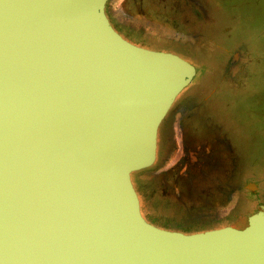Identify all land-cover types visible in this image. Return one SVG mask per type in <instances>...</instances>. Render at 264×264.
I'll use <instances>...</instances> for the list:
<instances>
[{
  "label": "water",
  "instance_id": "1",
  "mask_svg": "<svg viewBox=\"0 0 264 264\" xmlns=\"http://www.w3.org/2000/svg\"><path fill=\"white\" fill-rule=\"evenodd\" d=\"M109 1L0 0V264H264V210L195 233L144 217L133 174L198 72L125 39Z\"/></svg>",
  "mask_w": 264,
  "mask_h": 264
},
{
  "label": "rangeland",
  "instance_id": "2",
  "mask_svg": "<svg viewBox=\"0 0 264 264\" xmlns=\"http://www.w3.org/2000/svg\"><path fill=\"white\" fill-rule=\"evenodd\" d=\"M107 13L131 43L197 67L174 105H203L210 129L198 139L184 122L176 156L162 124L156 164L133 174L144 217L186 233L246 225L264 210V0H110Z\"/></svg>",
  "mask_w": 264,
  "mask_h": 264
},
{
  "label": "flooded vegetation",
  "instance_id": "3",
  "mask_svg": "<svg viewBox=\"0 0 264 264\" xmlns=\"http://www.w3.org/2000/svg\"><path fill=\"white\" fill-rule=\"evenodd\" d=\"M106 12H107V8H106ZM109 19L111 20L110 16H109ZM112 25L115 28V30L118 33H120L119 32L120 29L116 25H114V24H112ZM202 107H203V105H197L195 107H192L191 105H188V104H182V105H179V106L178 105L177 106L173 105L171 110H170V112H169V114L167 115V117L163 121V123H164L168 118H170L169 121L167 122V124H168L167 125L168 126V133H169V131L173 132L171 140H173L175 142L174 144H176V146H177L176 151H175V155L176 156L178 155V153L180 151V150H178V140H180V138H182L185 135H187V132H189V130H187V127H186L187 124L191 125L190 126V130H192V133L198 139L202 138V136H203V139H204L206 134L204 135L203 132H209L210 131V129L203 130L205 127L201 126L202 124H201L200 120H198L199 117H200L198 114H199V112H201V108ZM184 122L187 123V124H185V127H183ZM162 124H161V126H162ZM161 126L159 128V135H158V150H157L158 156L160 154V150H159L160 142L159 141H160ZM181 143L184 144V140L183 141L181 140ZM226 148H227V151H228V155L227 156L229 157L230 160H233L234 156H233L232 152H230V146H228ZM141 208H142V203H141ZM147 221L152 223L149 220H147ZM152 224H154V223H152ZM156 226H158V225H156Z\"/></svg>",
  "mask_w": 264,
  "mask_h": 264
}]
</instances>
